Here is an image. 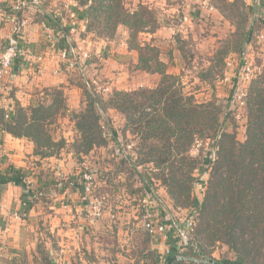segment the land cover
I'll use <instances>...</instances> for the list:
<instances>
[{
	"label": "rangeland",
	"instance_id": "374dc122",
	"mask_svg": "<svg viewBox=\"0 0 264 264\" xmlns=\"http://www.w3.org/2000/svg\"><path fill=\"white\" fill-rule=\"evenodd\" d=\"M15 1L0 0V56L11 38L20 42L23 36L21 28L14 32L15 22L9 14ZM47 1L31 3L23 10L39 14L33 10ZM61 1L70 6L89 7L90 19L85 18L83 31L79 23H73L77 15L71 14L72 10L67 12L69 8L65 7L64 18L75 26L69 31L68 41L72 47H60L59 39L52 36L40 42L36 50L39 53L40 47H48L54 51L57 63L52 79L60 78L58 85L61 87L37 86L34 96L23 95L27 104L24 107L30 109L42 103L48 105L53 101L55 90H63L64 105L55 118L48 119L46 129L54 140L63 138L65 143L63 147L44 148L53 155L40 156L49 158V162L54 161L53 167L60 177L65 174L70 177L68 182H76L73 187L84 188L80 197L82 203L83 195L104 197L105 208L103 216L90 223L84 216V205L81 208L79 205L76 210L72 201L65 199L57 215L60 223L56 227L59 226L57 228L63 232L75 231L74 242L78 248L87 247L88 253L82 254L88 260L87 264H153L154 261V264H167L166 256L158 258L152 254L153 237L143 227V199L151 205L155 221L166 213L172 218H184L193 209L199 208V202L208 189L209 173L201 175L199 182L195 183L193 203L187 207H175L160 177L162 173L171 171L173 159L176 161L173 166L181 173L189 169V163L182 160L183 152H137L138 137L128 131L124 133L125 119L114 109L102 113V119L110 120L119 130L121 148L127 153H118L112 141L104 147L80 152V133L73 114L85 108L87 92L108 98L115 90L155 87L161 75L143 70L139 65V51L130 47L136 42H152L159 48L167 72L177 76L187 94L193 95L199 102L214 101L220 106L231 100L227 121L229 130H236L238 140L245 141L251 83L264 67V38L260 37L264 32V3H255V0H211L203 8L201 0H176L175 4L172 2L176 5L172 9L167 6L171 5L168 0H80L86 5H81L79 0ZM119 2L131 11L138 9L140 2L144 3L152 9L157 23L148 25L149 31L140 32L134 39L129 27L106 19L108 5ZM154 25L158 28L152 31ZM249 32V40L246 41ZM19 57L27 63L30 71H27L29 74L22 73L25 70L19 72L13 65L0 83V106L7 111L22 104L15 86L23 84V81L26 84L36 81L43 68V60L35 51L25 52ZM244 62L247 67L243 66ZM66 86L78 89V93L74 91L67 95ZM212 148L210 139L200 140L190 154L203 159L215 153L211 152ZM166 157L170 159L162 163ZM67 168L68 171H65ZM86 170L94 174L93 184L83 180ZM141 178L152 185L162 206L158 205L153 194L145 196L146 190L135 191L141 186ZM60 243L68 245V238L60 240ZM208 255L218 260L237 259L235 250L221 242L209 246ZM80 259L79 256L74 261L82 264ZM252 264H264V258H256Z\"/></svg>",
	"mask_w": 264,
	"mask_h": 264
},
{
	"label": "trees",
	"instance_id": "16d2710c",
	"mask_svg": "<svg viewBox=\"0 0 264 264\" xmlns=\"http://www.w3.org/2000/svg\"><path fill=\"white\" fill-rule=\"evenodd\" d=\"M79 3L86 5L84 1L79 0ZM72 10L79 17L90 19L89 7L80 8L76 5ZM23 11L16 13L11 8L10 12L17 15L20 28ZM106 12V19L129 27L134 39L140 32L149 31L148 25L157 23L152 9L142 2L133 11L119 2L108 5ZM44 18L48 27L54 31L55 38L59 39L60 47L71 48L72 43L68 41L71 24L66 23L61 14L54 12H47ZM157 28L154 25L152 31ZM249 35L250 32L245 37L246 41ZM130 47L139 51L141 68L159 73L161 80L155 87L115 90L108 98L87 92L85 108L73 114L80 133V152L104 147L112 141L118 153H127L121 148L119 130L110 120L102 119V113L110 109L118 111L125 119L124 133L128 131L138 137L137 152H183L182 160L189 163V169L181 173L173 166L176 162L173 159L171 171L162 173L160 177L175 207L191 205L195 198V183L199 182L201 175L209 173L208 189L196 209V238L200 242L203 240L201 251H185L182 254L185 258L175 260L173 264H208L196 259L211 258L208 247L216 242L228 245L237 254L235 260L216 259L222 264H252L256 258H264V67L251 83L246 140L240 141L237 131H230L227 123L231 100L224 102V106L214 101L199 102L184 91L177 76L167 72L166 63L161 59L156 45L152 42H136ZM19 59L16 58V61ZM246 65L244 62L243 66ZM62 97L63 90L57 88L53 101L48 105L42 103L27 109L17 104L11 111L0 106V132L4 130L17 137L26 136L35 143L37 155H53L44 148L63 147L65 140L62 138L56 141L52 138L46 129L47 121L60 112L64 105ZM208 139L213 147L211 152L215 153L203 159L193 157L190 152L195 144ZM169 159L164 158L162 163ZM0 181L26 185L20 174H1ZM140 183L141 186L135 191L146 190L145 196L153 194L152 197L162 206L152 185L147 184L146 179ZM25 203L26 207H30L28 199H25ZM170 243L171 253L165 258L167 263L170 257L180 253L174 240Z\"/></svg>",
	"mask_w": 264,
	"mask_h": 264
},
{
	"label": "crops",
	"instance_id": "0c3cea01",
	"mask_svg": "<svg viewBox=\"0 0 264 264\" xmlns=\"http://www.w3.org/2000/svg\"><path fill=\"white\" fill-rule=\"evenodd\" d=\"M168 1L171 5L167 6L174 9L176 5H173L172 2L176 0ZM47 2L37 8L38 10H33L38 11L39 14L37 12L31 14L25 10L21 15V29H23L21 46L30 52L35 51L37 56H41L39 58L43 60V68L36 81H32L31 84H26L23 81V84L18 83V86H15L17 88L16 95L22 100L23 106L27 105L23 95L34 96L37 86L44 88L60 84V78L52 79L57 63L54 51L48 47L45 49L40 47L39 53L36 50L40 42H45L47 37H55L54 31L46 24L45 14L54 12L61 14L64 18L65 7L69 8L67 9L69 12L72 10L71 7L76 5L70 6L61 0L60 2L58 0H48ZM254 2L264 3V0H255ZM71 14L76 13L72 10ZM76 15L73 23H79L80 29L84 31L86 19ZM64 20L69 23L67 19L64 18ZM7 25L10 26V23ZM74 27L72 26L73 29ZM14 66L15 70H19V72L25 70L22 73L30 71V67L21 59L15 61ZM64 88L67 95L74 91L78 93V89H70L67 86ZM48 159L35 153V143L30 138L17 137L4 130L0 132V175L20 174L21 180L27 179V181L23 180L26 185L12 181H0V195L3 199V207L0 208V264H77L78 262L74 260L79 256L82 264H87L88 260L86 259V261L82 256L83 253H88L87 247L78 248V244L74 242L75 231L63 232L57 228L59 226L56 227L57 223H60L57 215L62 210L63 200H71L72 202H70L78 210L79 205L80 208L81 205L83 206L80 197L84 188L73 187L76 182H68L70 177L65 174L60 177L59 172L55 171L53 167L55 162H49ZM64 170L68 171V168ZM25 199L29 200L30 207L24 206ZM65 237L68 238V245L60 243V240H64ZM152 237V254L157 255L158 258L167 257L171 253V251L168 252V248L173 239L170 237L171 241H169V239L160 236L152 235Z\"/></svg>",
	"mask_w": 264,
	"mask_h": 264
},
{
	"label": "built area",
	"instance_id": "2783aa9c",
	"mask_svg": "<svg viewBox=\"0 0 264 264\" xmlns=\"http://www.w3.org/2000/svg\"><path fill=\"white\" fill-rule=\"evenodd\" d=\"M211 0H201L202 7L205 8L209 5ZM41 0H16L15 4H13V9L17 12L22 11L31 3H40ZM12 19L15 22L14 32L19 31L20 27L18 25V17L15 14L14 18L12 15ZM187 19V17H186ZM193 19V18H192ZM261 38H264V32L260 34ZM28 52V49L21 46L19 39H12L9 41L8 47L1 52L0 56V83L4 79L5 75L10 72L9 68L15 65L16 58H20L19 55L25 54ZM67 52H64L66 55ZM249 69V67H248ZM250 70V69H249ZM94 174L89 170H86L83 174V180L88 182L89 184H93L95 178ZM27 181V179H23ZM86 192V191H85ZM148 196V195H147ZM26 206V203H23ZM83 205L85 217L89 222H94L96 219H99L104 214L105 208V198H101L98 196L95 197H87L83 195ZM3 207V199L0 195V208ZM142 210L144 212L143 215V227L153 236H160L164 239H169L170 237L174 240V244L177 249H179L180 253L178 255H182L185 251H193L200 252L201 251V242L196 238V227H197V211L193 209L189 215L184 218H172L168 213L162 215L161 219L158 221L154 220L153 210L149 203H147L146 199H143L142 202ZM170 247L168 248V252H170ZM209 259V258H207ZM207 259H196V261H203ZM208 263V262H205ZM211 264V263H208Z\"/></svg>",
	"mask_w": 264,
	"mask_h": 264
},
{
	"label": "water",
	"instance_id": "95a60500",
	"mask_svg": "<svg viewBox=\"0 0 264 264\" xmlns=\"http://www.w3.org/2000/svg\"><path fill=\"white\" fill-rule=\"evenodd\" d=\"M185 258L183 255H173L172 257L169 258V262L167 264H173V261L178 260V259H183ZM205 262L211 263V264H222L220 261L216 259H207Z\"/></svg>",
	"mask_w": 264,
	"mask_h": 264
}]
</instances>
